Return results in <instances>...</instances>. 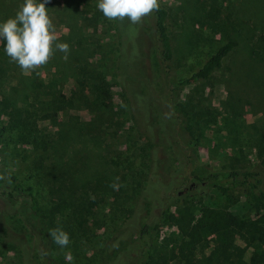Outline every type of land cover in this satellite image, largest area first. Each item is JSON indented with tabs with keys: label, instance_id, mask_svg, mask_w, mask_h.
Listing matches in <instances>:
<instances>
[{
	"label": "rangeland",
	"instance_id": "374dc122",
	"mask_svg": "<svg viewBox=\"0 0 264 264\" xmlns=\"http://www.w3.org/2000/svg\"><path fill=\"white\" fill-rule=\"evenodd\" d=\"M23 2L0 0V23L14 17ZM98 2L49 0L46 4L58 42L70 45L66 60L56 51L46 65L26 73L10 62L0 41V125H6L0 146V176L4 177L0 182L15 174L31 187L47 212H51L52 199L66 201L70 212L99 197V205L82 225L70 226L67 218L52 217L51 228L58 225L71 240L65 248L53 242L54 264H102L104 250L127 218L135 186L144 174L145 137L134 133L128 114L120 115L119 87L104 74V64L117 56V37L113 21L104 17ZM159 3L169 11L166 22L177 49L178 78L200 66L220 42L219 35L208 29L211 20L207 16L212 12L223 21L238 22V7L244 5L243 0ZM240 60L239 56L233 62L225 60L209 79L180 89L181 107L188 111L199 139L194 164L188 166L194 174L205 177L210 172L251 168L264 156V53L255 55L244 70H237ZM104 77L107 85H101ZM50 97H65V107L44 118L39 103ZM161 149L167 173L174 158L164 141ZM219 179L229 187L231 201L206 179L200 184L192 178L194 188L175 195L174 205L188 202L194 219L200 205L214 206L232 223L247 222L264 211L261 208L256 214L242 178L234 181L219 175ZM169 211L172 218L160 232L167 243L164 254L169 256L161 264H249L252 254L264 255V243L239 231L229 238L235 250L224 256L214 235L204 237L183 256L179 247L172 246L190 238V226L177 223L175 206ZM28 223L26 203L7 204L0 198V264H50Z\"/></svg>",
	"mask_w": 264,
	"mask_h": 264
},
{
	"label": "trees",
	"instance_id": "16d2710c",
	"mask_svg": "<svg viewBox=\"0 0 264 264\" xmlns=\"http://www.w3.org/2000/svg\"><path fill=\"white\" fill-rule=\"evenodd\" d=\"M243 1L244 5L240 9L238 7L241 13L237 15L238 22L223 21L212 12L207 16L211 20L207 24L208 29L219 35L220 42L201 65L184 78L176 76L177 49L167 28V8L160 5L159 11L145 17L139 24H132L127 19L113 21L117 56L112 63L104 64V74L106 78L109 75L111 83L119 87L120 115L124 118L128 114L134 133L145 137L142 145L144 174L135 186L134 202L127 218L111 235L113 241L104 250L102 264H161L169 255L164 254L167 243L160 232L172 218L169 211L172 206H175L177 223L183 227L190 226V238L180 240L179 246H176V241L172 246L179 247L183 256H187L186 253H190L208 235H214L222 256L235 250L229 239L234 232L244 231L248 239L264 243V225H261L264 211L260 213L264 208V156L251 168L220 174L210 172L205 177L192 173L188 166L194 164L199 139L188 111L181 107L179 101L182 87L209 79L223 67L225 60L233 62L234 56L241 57V66L237 70H244L255 55L264 53V0ZM102 84H108L105 77L101 80ZM99 96L104 98L102 93ZM65 103V97L43 99L39 103L41 115L50 118L54 112L63 109ZM5 132L6 125H0V146ZM163 141L174 158L167 173L160 159ZM179 173L182 175L179 176ZM219 175L231 177L234 181L239 178L245 181L248 186L246 194L252 200L256 214L260 213L258 217L232 223L217 207L202 204L194 219L190 217L193 213L187 206L188 202L174 205L175 195L192 191L196 184L192 178L200 184L206 179L226 201H231L229 187L220 181ZM0 198L7 204L26 203L30 220L27 226L38 235L41 252L50 264L56 262L51 254L53 240L49 235L53 226L52 217L67 218L70 226L82 225L99 205V197L95 196L68 212L66 201L52 199L51 212H47L31 187L22 183L15 174L0 182ZM192 220L194 222L191 223ZM249 260V264H264V255L254 253Z\"/></svg>",
	"mask_w": 264,
	"mask_h": 264
},
{
	"label": "clouds",
	"instance_id": "9594fccd",
	"mask_svg": "<svg viewBox=\"0 0 264 264\" xmlns=\"http://www.w3.org/2000/svg\"><path fill=\"white\" fill-rule=\"evenodd\" d=\"M49 0H24L14 17L0 23V41L4 42V50L10 62L16 63L20 69L30 73L46 65L56 51L70 54V45L58 42L56 27L48 14L46 4ZM97 8L108 20L124 21L139 24L153 12L159 11V0H99ZM0 179H4L0 176ZM118 179V178H117ZM114 189L118 185L113 184ZM53 242L61 248L70 245L67 232L61 228L49 232Z\"/></svg>",
	"mask_w": 264,
	"mask_h": 264
}]
</instances>
